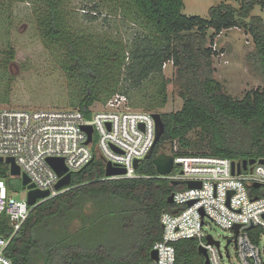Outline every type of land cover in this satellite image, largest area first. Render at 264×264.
<instances>
[{
	"label": "trees",
	"instance_id": "trees-1",
	"mask_svg": "<svg viewBox=\"0 0 264 264\" xmlns=\"http://www.w3.org/2000/svg\"><path fill=\"white\" fill-rule=\"evenodd\" d=\"M232 1L240 3L238 10L222 3L210 8L209 18L203 19L183 15V0H122L123 17L137 25L134 39L127 45L77 39L62 25L59 1L47 0L37 16L38 28L44 49L62 51L63 72L77 80L70 109L89 119L96 103L106 104L117 94L126 96L118 92L122 70L135 88L151 76L163 74L165 64L175 68L174 84L183 104L176 112L160 113L164 132L152 157L136 168L142 178L105 180L103 161L93 155L90 164L72 175L65 192L31 210L5 250L11 264H149L152 247L161 238L162 212L182 210L167 203L180 185L158 178L152 164L162 147L174 143V157L264 158V94L256 90L241 100L224 94L214 77L215 52L206 45L209 30L212 40L222 31L243 29L254 45L246 62L264 82V22L251 16L264 0ZM16 2L0 0V12L5 4L10 7ZM168 83L159 85L154 97L158 103L150 101L145 109L164 106ZM0 103L6 104V99ZM195 130L200 137L189 140ZM0 179L8 188L11 178L3 163ZM10 235L7 221L1 217L0 236ZM174 247L175 264H203L197 241L183 240Z\"/></svg>",
	"mask_w": 264,
	"mask_h": 264
},
{
	"label": "built area",
	"instance_id": "built-area-1",
	"mask_svg": "<svg viewBox=\"0 0 264 264\" xmlns=\"http://www.w3.org/2000/svg\"><path fill=\"white\" fill-rule=\"evenodd\" d=\"M105 106V110L92 112L89 119L73 109H0V159L12 158L20 174L28 178L27 185L49 194L31 206L27 203L28 189L22 190L24 197L16 200L0 179V218L4 217L11 229L8 238L0 236V264H11L5 250L31 210L68 189L67 186L55 188L59 177L48 164L49 158L63 159L71 176L83 170L95 155L103 161L104 168L109 163L125 171L124 175L105 177V180L142 178L133 164L144 160L154 144L153 113L130 110L127 98L119 94ZM83 126L93 130L88 144ZM168 147L171 154L176 149L174 143ZM173 160V170L157 177L180 185L172 193V204L182 210L176 214L162 212L161 238L152 247L156 259L149 264H175L174 245L183 240L197 241L198 247L205 250L209 264H223L220 243L204 230L206 220L232 231L229 241L242 264H263L264 164L256 160L236 174L241 160L202 155L173 156ZM189 182L199 186L190 188ZM254 184L258 187H253ZM190 202L193 204L188 206ZM207 237L218 242V246L208 243Z\"/></svg>",
	"mask_w": 264,
	"mask_h": 264
},
{
	"label": "rangeland",
	"instance_id": "rangeland-1",
	"mask_svg": "<svg viewBox=\"0 0 264 264\" xmlns=\"http://www.w3.org/2000/svg\"><path fill=\"white\" fill-rule=\"evenodd\" d=\"M58 1L62 25L77 39L102 44L117 41L127 45L133 41L137 25L123 17L122 0ZM46 2L18 0L10 7L5 4L0 12V101L6 99V104L0 103V109L68 110L72 96H76L77 80L69 79L61 68L62 51L58 48L44 49L42 44L37 16L42 14ZM222 3L230 4L236 10L241 6L232 0H183L182 14L208 19L209 9ZM251 16H259L264 22V3L256 5ZM211 34L209 30L206 45L215 52L212 57L214 77L223 93L235 100H241L246 93L256 90L264 94L263 80L246 62L247 55L254 48L252 37L238 28L222 31L212 40L209 38ZM163 70V74L153 75L135 88L125 79V71L122 70L118 92L126 94L130 110L148 113L157 110L158 114L180 110L183 101L174 84L175 68L167 64ZM167 80L169 83L164 106L154 111L145 109L150 101H153V105L158 103L154 97L159 85ZM105 109V104L96 103L91 110L95 112ZM199 137V130L188 135L189 140H198ZM93 148L94 145L92 151ZM8 190L16 200L24 197L19 179L11 178ZM204 230L220 243L224 255L223 264H242L234 245L227 246V241L232 239V231L222 229L209 220H206ZM226 246L229 258L226 256Z\"/></svg>",
	"mask_w": 264,
	"mask_h": 264
},
{
	"label": "water",
	"instance_id": "water-1",
	"mask_svg": "<svg viewBox=\"0 0 264 264\" xmlns=\"http://www.w3.org/2000/svg\"><path fill=\"white\" fill-rule=\"evenodd\" d=\"M152 118L154 119V122H155V140H154V144H153L151 150L146 155L145 159H149L152 157L153 149L156 146V144L158 143V141L160 140V137L162 136V134L164 132V124L162 122L160 114L153 113ZM82 129L87 134L86 144H88L91 141V137H92V131H93L92 127L83 126ZM255 161L256 160H254V159L241 161L240 164H237L236 174L240 173V169L245 170L248 165L254 164ZM3 162L6 165H8L9 176L11 178L20 180L21 190L28 189V192H27V203H28V205H31V206L35 205L37 199H45L48 197V195H49L48 192H46V191L40 192L38 190L32 189V187H33L32 185H27L29 183L28 178L25 175L20 174L19 168L15 165L14 160L12 158H7L6 160L0 159V163H3ZM47 162L52 167V169L56 172L57 176L59 177V181L56 184L55 188L61 189V188L68 186L71 183V177L72 176L70 173H67V169L64 165L63 159H61V158H49L47 160ZM91 162L92 161H90L89 164ZM258 162L261 164H264V159L258 160ZM139 163H140V161H135L133 164L134 168H137ZM152 164L155 168V172L157 175H159V176L168 175L173 170V167H174V160H173V156L170 152V148L166 147V146L162 147L161 152L152 158ZM124 174H125L124 169L113 167L109 163L106 164V166L104 168L105 177L120 176V175H124ZM175 184H176L175 182H171V185H175ZM187 186L190 188H194V187L199 186V184L194 183V182H189V183H187ZM253 187L257 188L258 184H254ZM167 203L168 204L173 203V195L172 194L168 197ZM191 204H193V202H190L188 204V206H190ZM236 230H237V227L235 228V231ZM207 241L210 244H214V245L218 246V242L212 241V239L210 237H207ZM229 244H230V241L228 240L227 246ZM197 252L203 258V264H209L205 250L202 247H198ZM149 256H150L151 260H155L156 259V252L154 250H152L150 252Z\"/></svg>",
	"mask_w": 264,
	"mask_h": 264
}]
</instances>
